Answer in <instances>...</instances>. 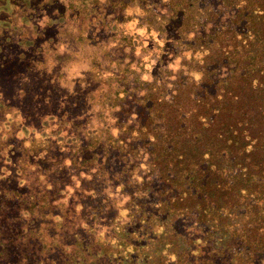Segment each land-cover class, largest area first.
Instances as JSON below:
<instances>
[{"label":"trees","instance_id":"16d2710c","mask_svg":"<svg viewBox=\"0 0 264 264\" xmlns=\"http://www.w3.org/2000/svg\"><path fill=\"white\" fill-rule=\"evenodd\" d=\"M2 70L0 264H264V0H0Z\"/></svg>","mask_w":264,"mask_h":264},{"label":"rangeland","instance_id":"374dc122","mask_svg":"<svg viewBox=\"0 0 264 264\" xmlns=\"http://www.w3.org/2000/svg\"><path fill=\"white\" fill-rule=\"evenodd\" d=\"M38 9H40V8H38ZM44 9L45 8H43L41 10L43 11ZM55 9L57 10V12L54 11L53 9H51L48 13H49V15H50L51 18H54V17H56L57 14H59L58 11H61L62 12V15H63V19H60V22L59 23L56 22V21H58V19H56V21H47L45 19L38 20V17L41 15V13L32 12L31 14H26L25 13V14L19 16L16 19V21H15V25H18L19 27H22V28L24 27V29H26L28 27V25H41V27L43 25H49V27L46 28V31L45 32H46V34H48V36H51L52 38L55 35L56 36L55 37V40L58 41L57 42L58 44H61V47L58 48V51H61V53L59 52L60 53L59 55H61L62 52H63V54L64 53L70 54L69 53L70 50L72 51L74 49L72 47V45H71L72 40H73V37H76V35L78 33L75 30V27L77 25H76V22L74 20H67L69 15H68V13L66 11H64L63 7H58V8L56 7ZM5 17H7V14L5 15ZM36 23H38V24H36ZM61 25L63 27H61ZM79 25H81L82 27L85 26V25H83L81 23ZM36 27H38V26H36ZM32 30H30V31L36 34L37 31H34L35 29H32ZM19 35H20V37H23L24 34L22 35L21 33H19L17 35H14L13 37H11V42L9 44H13V47H12V49L6 51L8 53L12 51V56H14L15 54H17L18 51H19V49H21L24 52V54H25V50L27 49L25 46H24V48H22L20 45H18L17 39H18ZM31 39H33V37ZM62 43L63 44L66 43L67 45H64L63 46ZM51 44H52L51 40H49V42L46 43V45H51ZM79 51L80 50H78V53H79ZM34 57H36V59H40L39 58L40 56H34ZM11 58L12 57H8V59L11 61L10 62V65H13L14 66L15 64L13 63V61H12L13 59H11ZM71 59H73V57H71ZM31 60H32V58H31ZM33 65H35V63H33ZM66 67L69 70L70 65L69 64H66ZM2 71H0V81L6 83V80H4V75L7 77V75H8L9 72L6 71V70L5 71L2 70ZM11 84H13V85H11V86H9V84L6 85V89H5V93L6 94L9 93V91H10V89H11L12 86H15V83H11ZM149 200H150V202L152 201L151 199H149ZM262 257H264V256H262V255L261 256H258V258L260 260H262Z\"/></svg>","mask_w":264,"mask_h":264}]
</instances>
